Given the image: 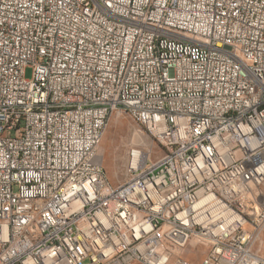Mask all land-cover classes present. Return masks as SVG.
<instances>
[{"label": "built area", "instance_id": "2783aa9c", "mask_svg": "<svg viewBox=\"0 0 264 264\" xmlns=\"http://www.w3.org/2000/svg\"><path fill=\"white\" fill-rule=\"evenodd\" d=\"M113 112L159 151L116 186ZM263 232L264 0H0V264H264Z\"/></svg>", "mask_w": 264, "mask_h": 264}, {"label": "rangeland", "instance_id": "374dc122", "mask_svg": "<svg viewBox=\"0 0 264 264\" xmlns=\"http://www.w3.org/2000/svg\"><path fill=\"white\" fill-rule=\"evenodd\" d=\"M30 76V70L26 71V77ZM132 149H140L151 152L150 158L155 159L159 155L157 145L134 120L124 112H113L110 115L106 130L99 143L98 151L110 185L116 186L128 176V154ZM262 242L256 248L264 257V232ZM205 246L192 247V255L203 253Z\"/></svg>", "mask_w": 264, "mask_h": 264}, {"label": "bare ground", "instance_id": "6f19581e", "mask_svg": "<svg viewBox=\"0 0 264 264\" xmlns=\"http://www.w3.org/2000/svg\"><path fill=\"white\" fill-rule=\"evenodd\" d=\"M255 211H257V196L252 193H244L242 197H237V212H239V219L253 220ZM181 252H189V245H181ZM203 253H206V248ZM173 255H175V247L172 244L160 243L155 246L156 261L160 263H169ZM179 264L188 263L180 262Z\"/></svg>", "mask_w": 264, "mask_h": 264}]
</instances>
